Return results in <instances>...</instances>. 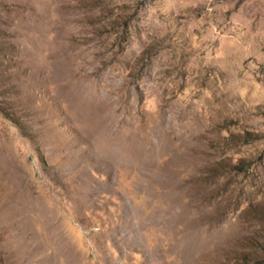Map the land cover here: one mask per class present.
Masks as SVG:
<instances>
[{
	"label": "rangeland",
	"instance_id": "1",
	"mask_svg": "<svg viewBox=\"0 0 264 264\" xmlns=\"http://www.w3.org/2000/svg\"><path fill=\"white\" fill-rule=\"evenodd\" d=\"M0 264H264V0H0Z\"/></svg>",
	"mask_w": 264,
	"mask_h": 264
}]
</instances>
